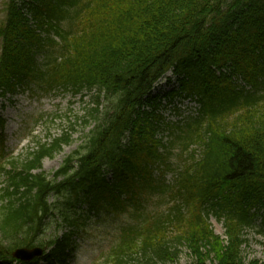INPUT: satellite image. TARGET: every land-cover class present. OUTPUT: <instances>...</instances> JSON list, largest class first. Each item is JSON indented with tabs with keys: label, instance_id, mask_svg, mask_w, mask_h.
<instances>
[{
	"label": "trees",
	"instance_id": "16d2710c",
	"mask_svg": "<svg viewBox=\"0 0 264 264\" xmlns=\"http://www.w3.org/2000/svg\"><path fill=\"white\" fill-rule=\"evenodd\" d=\"M0 46L2 98H94L84 121L94 126L53 178L43 161L70 133L8 161L0 264H67L95 230L88 220L109 216L121 220L113 247L93 264H178L181 247L192 264H246L244 230L264 215V0H10ZM170 72L180 88L161 94ZM176 96L198 98L200 115L172 122ZM176 153L182 170L168 183ZM36 246L50 252L13 256Z\"/></svg>",
	"mask_w": 264,
	"mask_h": 264
},
{
	"label": "rangeland",
	"instance_id": "374dc122",
	"mask_svg": "<svg viewBox=\"0 0 264 264\" xmlns=\"http://www.w3.org/2000/svg\"><path fill=\"white\" fill-rule=\"evenodd\" d=\"M9 1L0 0V26L5 22ZM166 78H172L171 73L162 80V85ZM83 95L84 97L66 93L41 98L26 93L19 94L10 100L0 97V120L4 121L3 138L8 154L11 157H16V160L18 158L20 161H25L32 152L38 149L40 144L51 143L53 139L70 133L73 135L72 142L65 146L60 153L55 154L53 158H46L43 162V171L52 176L66 158L79 148L86 134L94 126L93 124L87 126L84 122L89 109L93 107V94L85 93ZM197 150L200 155L201 149L198 147ZM179 161L182 160H179V155L176 153L171 160L176 170ZM180 170L182 169L180 168ZM7 177L0 171V196L4 193L6 185L10 183ZM57 202L59 200L55 197L50 198L52 205ZM162 207L165 208L164 205ZM57 221L58 218L54 217V222L52 221L41 241L48 242L53 239L57 231L55 230ZM96 221L97 219H92V222L88 220L89 227L95 226V230L89 233L88 238L80 237L78 239L73 260L67 264H92L94 259H97L101 254H106L112 247V231L121 220L116 218L113 220L109 216L101 222ZM209 224L216 236L226 240V230L222 220L212 216ZM168 232L173 237L176 229H170ZM244 238L247 241L243 246L245 263L256 261L259 264H264V215H258L253 226L244 230ZM192 261L190 249L181 247L178 264H192Z\"/></svg>",
	"mask_w": 264,
	"mask_h": 264
},
{
	"label": "water",
	"instance_id": "95a60500",
	"mask_svg": "<svg viewBox=\"0 0 264 264\" xmlns=\"http://www.w3.org/2000/svg\"><path fill=\"white\" fill-rule=\"evenodd\" d=\"M42 254L43 251L41 249H34V250L22 249V250H18L15 253V257L23 261H30L38 256H41Z\"/></svg>",
	"mask_w": 264,
	"mask_h": 264
}]
</instances>
